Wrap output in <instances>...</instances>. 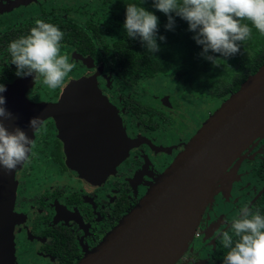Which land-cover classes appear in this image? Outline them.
<instances>
[{
	"label": "flooded vegetation",
	"instance_id": "1",
	"mask_svg": "<svg viewBox=\"0 0 264 264\" xmlns=\"http://www.w3.org/2000/svg\"><path fill=\"white\" fill-rule=\"evenodd\" d=\"M84 2L0 0V84L8 88L23 82L30 104L58 105L73 84L96 83L114 107V118L122 122L131 149L119 162L121 128L118 132L106 126L103 118L101 125L95 124L96 131L92 125L82 129L72 124L73 131L66 125L67 134L60 124L67 116L60 113L41 118L44 125L33 132L34 147L16 175L12 217L4 201L0 206V264H79L139 204L194 137L203 123L202 119L200 125L194 123L196 104L206 102L217 110L227 99L200 96L185 79L176 82L169 78L168 84L158 87L154 86L158 78L133 83L122 78L117 66L111 69L109 62L80 52L73 44L75 26L86 27L98 15ZM37 19L66 32L61 54H67L69 62L76 65L64 84L54 90L44 85L42 78L34 82L33 77H17L16 66L11 64L9 44L30 34ZM185 95L188 101L181 99ZM209 114L212 112L206 116ZM69 120L76 118L70 116ZM96 135L101 137L98 146L78 154L69 146L74 140L81 146L90 144ZM175 147L178 150L173 151ZM101 155L111 165L103 176L80 177L70 167V156L71 160H98ZM227 175L232 176L231 186L219 184L197 228L196 242L190 244L179 264H223L230 249L223 247L221 234L229 231L240 208L247 205L264 216V134L233 162ZM236 239L233 235L234 242Z\"/></svg>",
	"mask_w": 264,
	"mask_h": 264
},
{
	"label": "water",
	"instance_id": "2",
	"mask_svg": "<svg viewBox=\"0 0 264 264\" xmlns=\"http://www.w3.org/2000/svg\"><path fill=\"white\" fill-rule=\"evenodd\" d=\"M26 88L25 83L19 82L0 93L6 100L4 107L13 115L11 120L0 118L9 132L18 127L31 139L34 130L29 125L33 118L60 113L67 116L60 123L65 134L69 133L66 125H71L72 130V124L82 129L92 125L95 130V124L101 125L103 118L106 126H113L118 132L121 128L122 155L118 161L126 158L131 143L122 122L114 118V107L96 83L73 84L66 91L65 100L58 105L30 104ZM70 116H75L76 120H69ZM263 134L264 66L223 102L139 204L79 264H176L193 242L219 184L231 186L232 176L227 175L229 167ZM99 140L101 142V137L96 135L90 144L84 142L81 146L74 140L69 146L78 154L94 144L98 146ZM67 141L70 143L69 139ZM106 160L102 155L98 160H71L70 156V167L80 177L97 178L107 174L111 165ZM23 164L11 173L0 165V206L4 201L11 217L16 175ZM1 257L0 251V260Z\"/></svg>",
	"mask_w": 264,
	"mask_h": 264
},
{
	"label": "clouds",
	"instance_id": "3",
	"mask_svg": "<svg viewBox=\"0 0 264 264\" xmlns=\"http://www.w3.org/2000/svg\"><path fill=\"white\" fill-rule=\"evenodd\" d=\"M153 7L168 17L167 30L174 29L173 13L185 20L189 31L195 33L193 39L203 48L201 55L214 65L220 59L209 52L229 58L239 53L240 45L251 38L253 27L264 35V0H153ZM124 28L127 37L139 38L149 53L160 51L157 39L166 40L157 37L158 17L137 4L126 5ZM64 35L52 23L37 19L30 34L9 44L15 75L33 77L34 82L42 78L43 84L53 90L61 87L76 67L69 62L67 54H61ZM6 90L0 84V93ZM5 104V98L0 95V118L11 120L13 115ZM43 125L44 120L38 117L29 126L35 134ZM33 147L34 142L22 129L17 127L9 132L0 120V165L8 173L27 161ZM229 226V231L221 234L223 247L230 249L223 264H264V216L253 213L245 205ZM233 235L238 238L235 242Z\"/></svg>",
	"mask_w": 264,
	"mask_h": 264
},
{
	"label": "trees",
	"instance_id": "4",
	"mask_svg": "<svg viewBox=\"0 0 264 264\" xmlns=\"http://www.w3.org/2000/svg\"><path fill=\"white\" fill-rule=\"evenodd\" d=\"M100 3L105 14L97 15L86 27L75 26L73 44L80 52L109 62L111 69L117 66L122 78H129L133 83L159 77L176 82L185 79L190 89L200 96L228 99L264 66V35L254 27L251 38L240 45V52L234 56L224 58L209 52L220 59L214 65L201 55L203 48L193 39L195 33L189 31L185 20L173 13L174 29H166L168 17L153 7V0H101ZM127 4L142 6L158 17L157 37L166 38L165 41L157 39L160 51L149 53L139 38L127 37L124 28ZM249 26L252 27L250 23Z\"/></svg>",
	"mask_w": 264,
	"mask_h": 264
},
{
	"label": "rangeland",
	"instance_id": "5",
	"mask_svg": "<svg viewBox=\"0 0 264 264\" xmlns=\"http://www.w3.org/2000/svg\"><path fill=\"white\" fill-rule=\"evenodd\" d=\"M81 1H83V0H81ZM85 2H84V5L85 6H87L88 7V9H89V11L91 12V13H95V12H98V15H103V14H105L104 13V8L102 7V5H101V0H84ZM91 18V14L90 15H88V17H87V19H90ZM169 78H158V80L157 81H155V83H154V86L156 87H158L159 85H161L163 82H164V84H168L169 83ZM172 82V81H171ZM173 83V82H172ZM146 82L144 83V87H146ZM173 84H176V83H173ZM115 87H116V85L115 84H113V83H111V89H115ZM127 93H128V91H126ZM180 94V93H179ZM191 97H192V95H191ZM183 101H188V97L185 95V98H181ZM221 102V101H220ZM223 103H221V105H222ZM194 106V105H193ZM171 107V106H170ZM173 107V106H172ZM220 108V107H219ZM218 108V109H219ZM217 109V110H218ZM192 110H195L194 111V113H195V124H198V125H200L198 122H199V120H203V123H201V127L197 130V132L202 128V126H203V124L212 116V114H214L217 110H216V108H215V106L214 105H211V104H209V103H206V102H203L202 104H196V107L195 108H193ZM212 112V114H209L208 116H206L207 115V113L208 112ZM188 129H189V127H188ZM195 130V129H194ZM197 132L193 135V136H195L196 134H197ZM192 136V137H193ZM191 137V138H192ZM190 141V140H189ZM175 150H178V147H175V148H173V151H175ZM172 163V162H171ZM171 165V164H170ZM169 165V166H170ZM152 187V186H151ZM151 187H149V190L151 189ZM196 242V240H193V242L191 243V245L192 244H194ZM190 245V246H191ZM189 246V247H190ZM189 249V248H188ZM188 249L186 250V252L188 251ZM185 252V253H186ZM184 253V254H185ZM183 254V255H184ZM182 255V256H183ZM182 258V257H181ZM180 258V259H181ZM179 259V260H180ZM178 260V261H179ZM180 263V262H179ZM178 262L176 263V264H179Z\"/></svg>",
	"mask_w": 264,
	"mask_h": 264
}]
</instances>
